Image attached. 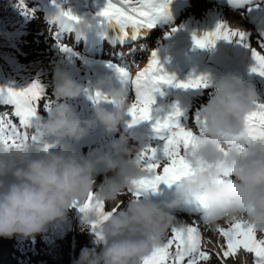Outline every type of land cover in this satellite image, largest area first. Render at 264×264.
<instances>
[{"label":"clouds","instance_id":"9594fccd","mask_svg":"<svg viewBox=\"0 0 264 264\" xmlns=\"http://www.w3.org/2000/svg\"><path fill=\"white\" fill-rule=\"evenodd\" d=\"M76 21L83 29L93 26L84 17ZM98 83L113 106L94 103L93 116L81 118L64 101L78 98L82 86L58 66L53 94L59 102L35 122V140L0 141V237L43 233L65 220L73 206L84 205L90 193L106 206H117L103 220L94 208L83 215L80 230L94 233L93 246L83 247L73 264H143L176 224L175 209L181 202H199L206 224L243 220L264 234V136L250 138L243 147L230 142L245 132V118L257 105L253 85L236 73L211 80L213 94L202 115L203 132H196L183 150L190 171L176 181L175 199L157 201L133 195V181L150 173L138 163L140 148L130 143V133L113 138L110 151L93 148L84 155L68 142L51 150L48 137L79 142L98 124L109 133L120 131L132 104L128 90L114 87L110 76ZM101 173L103 179L98 180ZM125 195L126 205L121 200Z\"/></svg>","mask_w":264,"mask_h":264},{"label":"snow or ice","instance_id":"6c2138e0","mask_svg":"<svg viewBox=\"0 0 264 264\" xmlns=\"http://www.w3.org/2000/svg\"><path fill=\"white\" fill-rule=\"evenodd\" d=\"M169 3L170 0H107L98 15L104 18L102 23H107L112 27L119 26L122 31L128 27L139 30L142 27H152L160 15L167 14ZM230 3L251 4L252 0H230ZM64 15L71 20L78 19V17L71 16V13ZM173 31L176 29L173 28ZM221 38L235 39L245 47H250L251 55L255 60L251 71L264 76V52L251 46L249 33L246 31L230 28L226 21H220L213 31L205 32L202 36L193 33L192 37L194 45L200 48L214 46L216 41ZM59 46L62 51H71L67 45L59 44ZM259 48L264 49V29L260 30ZM120 71L124 79L131 81L135 90V101L129 108V114L132 116L131 122L152 119L155 93L160 91L161 83L172 84L174 77L161 73L155 53L146 66L135 73L134 77L123 69ZM210 85L211 80L206 76L190 77L186 81H179L175 84L176 87L184 89H206ZM42 95L43 89L39 81H34L23 89H7L8 102L15 106L13 115L19 118L22 126L27 127L29 118L35 114ZM96 98L109 99L106 96L101 97L99 92L96 93ZM181 115L182 110L178 106H173L172 111L166 116L156 117L153 128L164 140L163 156L158 158L157 149L151 146H146L137 154L138 163H141L150 175L133 181V184L136 185L133 195L139 197L141 190L155 189L161 181L171 185L190 171V165L183 155V150L193 143L195 133L180 124L178 117ZM245 121V132L230 141L237 143L240 147H243L250 138L264 136V103L257 104ZM197 122L202 123L199 115ZM201 132H203L202 127ZM17 139L27 141L29 137L27 133H20L16 125L6 117V114H0V141L15 143ZM32 139L35 140V137ZM77 207L83 214L94 208L101 220L106 219L115 211V207L111 211L106 210V204L96 200L95 193H90L84 205H77ZM96 226L97 222H93L91 225L93 230ZM170 231L171 235L163 238L160 246L144 259L143 264H185V261L186 264H198L201 260L210 259V253L202 248L203 237L196 222L175 224ZM217 231L225 241L221 246L223 258L234 257L242 248L253 254L255 264H264V239L257 238V232L251 226L246 225L245 221H231L229 227H217ZM173 247L175 251H172ZM216 255L220 256L221 253L218 252Z\"/></svg>","mask_w":264,"mask_h":264},{"label":"trees","instance_id":"16d2710c","mask_svg":"<svg viewBox=\"0 0 264 264\" xmlns=\"http://www.w3.org/2000/svg\"><path fill=\"white\" fill-rule=\"evenodd\" d=\"M21 0H0V86L2 75L8 74L23 87L39 81L44 96L38 107L45 110V99L53 94V76L56 68L54 55L48 48L50 36L37 34L26 28L14 32L11 22L19 16ZM10 57L15 58V62ZM246 84L250 83L257 92V104L264 103V76L241 75ZM197 96L207 101L212 96V86L198 88ZM83 219L76 217L70 210L65 220L50 225L43 233L32 237L14 235L2 237L0 245L6 247L13 264H70V237L74 238V261L78 259L83 247L93 246L94 233L81 231ZM219 264V263H214Z\"/></svg>","mask_w":264,"mask_h":264},{"label":"bare ground","instance_id":"6f19581e","mask_svg":"<svg viewBox=\"0 0 264 264\" xmlns=\"http://www.w3.org/2000/svg\"><path fill=\"white\" fill-rule=\"evenodd\" d=\"M63 3H58V8H60L63 13H71V16L75 17H84L87 18L95 24H101L102 21L104 20L103 17L99 16L98 13L100 10L105 6L107 0H85V6L82 8H77L75 5H73L69 0H61ZM191 1V2H190ZM192 5L190 8L188 5ZM172 9L171 13L173 15H177V12L180 9H186L187 12L185 14V17L187 18V22L189 25H186L185 23L182 22V20L177 19V21L174 20L173 23L169 24L166 26L162 31H160V35L153 41L152 45L150 48H155L163 45L165 39L168 37L172 36L177 30L179 29H185V28H190L198 31H203V32H210L213 31L216 28V25L220 21H226L228 26L230 28H239L241 30L246 31L247 33L250 31V28L254 25V21L251 15V10L250 8H246L245 11L239 12L237 10H231L226 8L225 6H221L220 4H216L213 2H209L206 0H174L171 3ZM260 7L259 2H255L254 6L257 8ZM255 8V9H256ZM171 16V17H172ZM178 16V15H177ZM182 17H180L181 19ZM31 18L29 17V14H24V11L21 10V17L18 20H14L13 23L15 26H21V25H27L30 22ZM60 20L62 22L61 26H64L65 28L69 29L71 28V21L69 19H64L60 17ZM165 25V24H164ZM250 26V27H249ZM173 28L176 29V31H173ZM88 36L90 37V42L91 44L86 47L87 52H89L92 47L93 43L97 41V30H94L93 32L89 33ZM193 36L190 37H181L178 40L179 41H191ZM63 38H65V34L63 33ZM250 40V37H249ZM142 42H137V44H141ZM242 43H238L236 41L235 46L227 47L226 46V39L221 38L220 42L219 40L216 41L215 43V49L213 50V46L210 47L211 51L213 53H218L220 56H225L227 55L228 51H232L236 54V57L234 59H228L224 64H230L232 62H237V64L243 62L245 60V52L244 50L239 51V46ZM244 45V44H243ZM245 50L247 51L248 47H245ZM224 49L228 50L226 54L224 55ZM232 49V50H230ZM129 48H121L122 53H127ZM140 53V51L137 52V55ZM149 53V50L147 51V54ZM146 54V55H147ZM149 56V55H148ZM99 58V57H97ZM100 59H105V57H100ZM143 61V62H142ZM141 63L145 64L144 58L142 59ZM9 87L14 88V89H19V85L13 81L10 80L8 83ZM204 113V112H203ZM199 115L201 117L203 115ZM112 134V139L113 138H118L120 133H111ZM103 140V138L99 139L97 142L100 143ZM108 141V140H106ZM96 142V143H97ZM97 143V144H98ZM95 144V145H97ZM135 144V143H132ZM104 147V145H102ZM138 146V145H137ZM140 151L143 149L140 147ZM110 174V173H109ZM103 177V173L100 174ZM103 179V178H102ZM127 201V198L125 199ZM109 208V207H108ZM190 218V217H187ZM228 221L227 220H221L218 223H216L217 227H225L227 228ZM199 226V224H197ZM207 230V233L211 235L218 236L219 234L217 233V230L214 228L213 225H206L204 226ZM206 232V231H205ZM222 238V236H220ZM243 249L241 248L238 250L239 254H243Z\"/></svg>","mask_w":264,"mask_h":264},{"label":"rangeland","instance_id":"374dc122","mask_svg":"<svg viewBox=\"0 0 264 264\" xmlns=\"http://www.w3.org/2000/svg\"><path fill=\"white\" fill-rule=\"evenodd\" d=\"M69 1L73 5L77 6L78 8L84 7L85 3H86L85 0H69ZM21 2H22V7L20 9L19 16H18V18L16 20L20 19V17H21V10L24 11V14H29V17L31 19H33L35 17V14H38L37 21H35L33 23L34 24L33 28L35 29V31H37L38 29H42L43 31L52 33L51 37L53 39V42H52V44L51 43L49 44L48 48L51 50V52L54 55H57V57H58L57 61L53 63L54 67L57 69V67L59 66V68L61 70H63L64 72H67L66 66H67V63H68V60H69V54L62 53L61 50L60 51L58 50L59 48L54 47L55 45H53V43L56 40H59V39H57V31L53 27H50L49 23L45 24V18H46L45 14H48L49 10L52 9V5L50 3H57V2L63 3V2L61 0H21ZM188 6L190 8L192 5L189 4ZM262 9L264 10V2L262 3ZM186 12H187V8L181 10L177 14L178 16L176 15L175 19H173V20L177 21V19H179V20H182L183 23L188 25L187 18L185 17ZM180 17H182V18L180 19ZM32 25L30 24L31 28H32ZM25 27H26L25 25L15 26L14 23L12 22L13 31H18L19 29L25 28ZM53 35H54V37H53ZM159 35H160V30L157 31V33L153 36V38L150 39L147 42L146 47L150 46L152 41H153V39L155 40ZM249 36H250L249 42H250L251 46L252 47H256L260 51L264 52V49L259 48V39L260 38H258L256 36H253V35H249ZM54 38H55V41H54ZM68 41H70V39ZM226 43H227L228 46H235L236 40L235 39L227 40ZM60 44H63V42H61ZM76 47L78 48V52H77V55L75 56V59L76 60H80V59L84 58V56H83L82 53H80L81 49L78 47V45H76ZM239 50H245L243 44H241L239 46ZM249 52H251L250 48H249V51L247 52V54H248L247 63L249 62V58H250ZM126 55L128 56V53H126ZM140 58H143V57H140ZM246 64H243V65H246ZM253 65H249L247 67L239 65V66H236V67H232L230 70H227V71H228V73L236 72V71H242V72L244 71L247 74L252 73V74H255V75H259L257 72L251 71ZM10 80H12V79L7 74H4L1 77L2 87L0 88V102H8L7 89L11 88L8 85ZM197 91L198 90H196V92ZM190 94H187V96L189 98H185L183 96V93H181V94L179 93L175 97L174 100H175V105L178 106L182 110V115L179 117L180 120H181V123H182V124L181 123L180 124L183 127L187 128V129H191L194 133H196L197 132V121H196L197 117H196V115H197V113H201L202 111L203 112L205 111V109H206L205 107H207L206 104L208 102L204 103L201 100H199L195 96L196 93L194 91L193 92L191 91ZM211 97H210V99H211ZM54 102H59V101L56 100L55 96L53 98H51V104H53ZM64 102L68 103L67 100L64 101ZM0 107H2L3 110H4L3 114H7V109H6L7 105H0ZM48 109L49 108L47 107V111H46L47 114H48ZM47 114H46V117H47ZM190 118H192V121H190ZM105 144H106V141L103 142V145H105ZM99 145H97V147H99ZM110 147H111V145H110ZM94 148H96V146ZM102 178L103 177L101 175H98V177H97L98 180H102ZM126 198H127V195L121 197V200L124 201V205H126V203H125V199ZM124 205H121V206H124ZM112 206L115 207L117 205L115 203L107 205V207H112ZM70 210H71L72 213H74V215H76V217H80V218L83 219V215L84 214L80 211V209L77 206H73ZM182 221H187L190 224L191 221H196V220L195 219H185V218H182V217H179V218L177 217V220H176L175 223L177 225H180L182 223ZM213 226H214L215 229H217V225L216 224L213 225ZM204 228L205 227H203V229L201 230L202 237H203L202 245L203 246H208V247L212 248L213 250L221 251L222 250L221 246L224 245V243H225L224 238L220 237L221 235L219 234L218 231H217V233L219 234L218 236H216V234L215 235H211V234L207 233V230L204 229ZM1 238L2 237H0V239ZM257 238L263 239V234L257 233ZM172 251H175L174 247L172 248ZM208 252L210 253V259L204 260V261H200V262H198V264H214V263H216L215 261H217V260H216V258L214 259L213 252L211 250H209ZM4 255H5V253H4L3 247L0 245V264H12V258H9V259L5 258ZM242 257L243 256L241 254L237 253L232 258L235 259L237 264H241V260H242L241 258ZM4 258L6 259L7 262H5ZM251 259L253 260V255H252Z\"/></svg>","mask_w":264,"mask_h":264}]
</instances>
